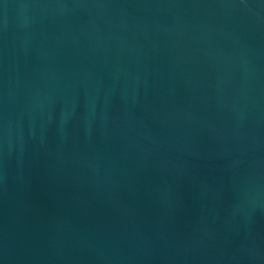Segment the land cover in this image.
<instances>
[{"label": "water", "instance_id": "1", "mask_svg": "<svg viewBox=\"0 0 264 264\" xmlns=\"http://www.w3.org/2000/svg\"><path fill=\"white\" fill-rule=\"evenodd\" d=\"M0 264H264V0H0Z\"/></svg>", "mask_w": 264, "mask_h": 264}]
</instances>
